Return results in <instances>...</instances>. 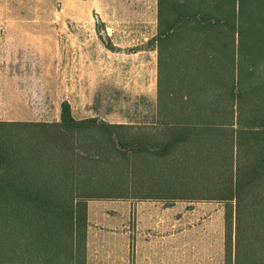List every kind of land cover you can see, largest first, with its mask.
<instances>
[{"label":"trees","instance_id":"trees-1","mask_svg":"<svg viewBox=\"0 0 264 264\" xmlns=\"http://www.w3.org/2000/svg\"><path fill=\"white\" fill-rule=\"evenodd\" d=\"M150 122L0 121V259L86 264L90 200L215 201L264 264V0H157Z\"/></svg>","mask_w":264,"mask_h":264},{"label":"rangeland","instance_id":"rangeland-1","mask_svg":"<svg viewBox=\"0 0 264 264\" xmlns=\"http://www.w3.org/2000/svg\"><path fill=\"white\" fill-rule=\"evenodd\" d=\"M156 31L157 0H0V73L12 74V92L2 93L5 102L12 93V106H0V119L58 121L66 99L74 118L150 122ZM155 202L139 230L130 209L128 235L119 211L112 226L100 222L86 239L90 264H122L126 251L135 264L137 250L146 262L152 252L153 264H223L221 203Z\"/></svg>","mask_w":264,"mask_h":264},{"label":"crops","instance_id":"crops-1","mask_svg":"<svg viewBox=\"0 0 264 264\" xmlns=\"http://www.w3.org/2000/svg\"><path fill=\"white\" fill-rule=\"evenodd\" d=\"M11 82H12V74L5 75V74L0 73V106L2 105L12 106V93L8 96L6 102L2 99V93H5L6 90L10 89L12 92ZM3 98L5 99L6 97L4 96ZM62 101H67V100L64 99ZM6 111H9L12 113V107L11 109H6ZM76 119H82V118H76ZM0 121H26V120L19 119V118H12L11 116V118L0 119ZM109 123L124 124L123 122H109ZM125 123H130V122H125ZM125 203L126 204L121 205V204H107L106 202L101 201V200L88 201L87 202L86 239H88L90 234L93 233V231L95 230L98 231L96 232L97 235L100 234L99 232L101 230H100V226H98L100 222H103L100 225L105 226L106 224L109 223L110 226H112L114 220L118 221V217H117L118 211L120 212V218H119L120 232L122 235L123 234L128 235V221H129V212L131 208L135 212L136 226H137V229L139 230L141 228L140 220L142 218L143 210L147 207L152 208L151 205L152 204L154 205L157 202L151 201V200H147V201L128 200ZM152 216H153V212L150 217ZM152 221L153 219L149 220L148 225H152L153 223ZM93 227H97V228H93ZM87 247L88 245L86 246V249ZM144 257H148L149 261L146 262L145 260H143V257L141 256L140 251L137 250L135 253V264H153L152 263V257H153L152 252H149L147 255H144ZM132 258L133 256H131V259ZM121 259H122V264H129L128 251L124 252V255H122ZM0 264H37V263H16V262H12V260H1L0 259ZM86 264H90V255H89L88 250H86Z\"/></svg>","mask_w":264,"mask_h":264}]
</instances>
